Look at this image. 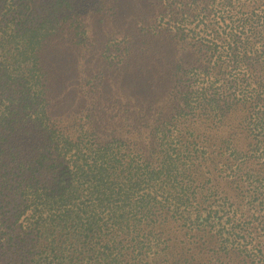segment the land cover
<instances>
[{"label":"trees","instance_id":"obj_1","mask_svg":"<svg viewBox=\"0 0 264 264\" xmlns=\"http://www.w3.org/2000/svg\"><path fill=\"white\" fill-rule=\"evenodd\" d=\"M0 264H264V0H0Z\"/></svg>","mask_w":264,"mask_h":264},{"label":"rangeland","instance_id":"obj_2","mask_svg":"<svg viewBox=\"0 0 264 264\" xmlns=\"http://www.w3.org/2000/svg\"><path fill=\"white\" fill-rule=\"evenodd\" d=\"M130 10V9H129ZM103 29H102V32H103V30L105 31V28L104 27H102ZM108 28H106V30H107ZM98 31L100 32V29H98Z\"/></svg>","mask_w":264,"mask_h":264}]
</instances>
